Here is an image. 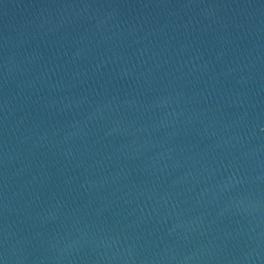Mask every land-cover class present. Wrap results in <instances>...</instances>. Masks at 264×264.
Segmentation results:
<instances>
[{
    "label": "water",
    "instance_id": "water-1",
    "mask_svg": "<svg viewBox=\"0 0 264 264\" xmlns=\"http://www.w3.org/2000/svg\"><path fill=\"white\" fill-rule=\"evenodd\" d=\"M3 264H264V0H0Z\"/></svg>",
    "mask_w": 264,
    "mask_h": 264
},
{
    "label": "snow or ice",
    "instance_id": "snow-or-ice-1",
    "mask_svg": "<svg viewBox=\"0 0 264 264\" xmlns=\"http://www.w3.org/2000/svg\"><path fill=\"white\" fill-rule=\"evenodd\" d=\"M0 264H3V261H0Z\"/></svg>",
    "mask_w": 264,
    "mask_h": 264
}]
</instances>
